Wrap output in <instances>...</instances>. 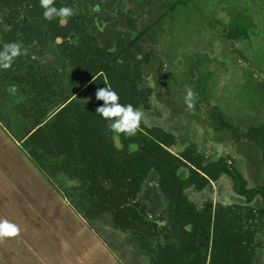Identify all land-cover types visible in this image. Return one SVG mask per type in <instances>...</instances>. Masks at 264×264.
<instances>
[{"label":"rangeland","instance_id":"obj_1","mask_svg":"<svg viewBox=\"0 0 264 264\" xmlns=\"http://www.w3.org/2000/svg\"><path fill=\"white\" fill-rule=\"evenodd\" d=\"M54 5L70 7L74 15L66 21L59 17L49 21L40 0H0V50L12 42L27 49L10 68H0V118L2 123H11L20 136L45 119L47 126L38 134L42 135L33 138L35 143L25 144L27 151L37 149L49 166L67 165L66 172L75 175L63 171L51 178L61 193L65 187L63 200L50 201L44 189L34 196L39 204L46 203V216L38 205L37 215L29 212L34 223L18 219L20 234L0 240V252H6V258L0 254V264H91L79 254L105 255L118 264H170L175 259V264H264L262 147L236 141L229 131L217 128L211 111H220L225 104L231 112L228 121L241 130L264 119L258 112L246 123L236 118L246 116L254 106L253 88L238 86L217 99L213 89L191 85V46L204 42L197 34V23L191 22L200 9L198 2L55 0ZM97 6L99 11L94 10ZM129 18L134 20L132 30ZM144 29L129 50L117 49L116 39L123 44ZM106 36L114 38L108 49ZM257 53L264 59V44L257 47ZM92 72L95 77L89 81ZM104 87L115 91L121 104L143 111L139 130L165 143L171 153L168 157L177 166L175 173L172 164L168 169L153 167L141 179L131 178L122 164L131 137L114 134L110 121L96 113L103 101L95 93ZM187 88L196 97L193 109L184 102ZM258 98L264 99V91ZM136 148L138 143L130 142L128 149ZM221 159L235 166L248 188L260 194L249 202L234 191L232 179L223 173L214 181L203 179L199 189L202 179L193 169L200 171L201 166ZM34 185L42 184L34 178L30 188ZM82 191L89 199L104 201L95 220L70 203ZM148 191L151 198L157 194L159 198L154 202L145 199ZM182 194L201 212L208 202L212 214L223 207L222 213L229 214L227 221L234 218V227L252 236V242L232 240L219 248L211 240L207 250L197 251L191 241L193 224H184L176 215L180 211L171 209L173 200ZM90 200L85 199V204ZM54 210L66 221L53 216L50 223Z\"/></svg>","mask_w":264,"mask_h":264},{"label":"crops","instance_id":"obj_2","mask_svg":"<svg viewBox=\"0 0 264 264\" xmlns=\"http://www.w3.org/2000/svg\"><path fill=\"white\" fill-rule=\"evenodd\" d=\"M196 2L200 9L191 22L197 23V34L204 42L201 45L192 43L191 46L194 63L191 70V85L197 84L207 90L213 89L217 99L222 94H231V89L238 86L253 88L254 106L248 109L246 116L244 114L236 118L246 123L247 118L251 119L258 112L264 119V99H256V96L264 91V59L258 57L257 53V47L263 48L264 44V0H196ZM181 62L179 61V64ZM224 105L219 112L228 120L231 112L229 107ZM2 122L0 119V212L3 214L0 218L19 225L18 219L23 217L31 224L35 221L30 213L32 211L37 215L38 205L42 214L46 216L44 211L46 203L39 204L34 197L40 190H45L50 201L55 198L63 200L65 197L32 159L25 147L27 137L19 139ZM261 124H264V121ZM238 156L242 159L241 154ZM34 178L42 184L40 189L35 185L30 188V182ZM55 211L50 212L52 216L50 223L53 216L55 219L61 218L59 210L56 212L57 215ZM61 220L65 222L66 218L63 217ZM0 254L6 256L4 250ZM79 256L91 264H104V261L118 264L114 258L109 262L105 255L94 257L79 254ZM7 263L14 264L10 261Z\"/></svg>","mask_w":264,"mask_h":264},{"label":"trees","instance_id":"obj_3","mask_svg":"<svg viewBox=\"0 0 264 264\" xmlns=\"http://www.w3.org/2000/svg\"><path fill=\"white\" fill-rule=\"evenodd\" d=\"M127 22L131 30L134 29L133 18H129ZM143 33H145V29L140 31L138 35L135 36L134 39L124 40L123 44H121L120 39H116L115 41L117 42L116 44L117 49H120L119 51L123 49L129 50L130 44L136 39V37H140ZM102 35L105 36V34ZM106 39L108 41L107 42L108 47L106 48L108 49L113 46L114 38H109L106 36ZM121 46L122 48H119ZM109 53L111 55L114 54L113 52H109ZM94 75H95L94 72H92V76L88 78L89 81H92L94 79L95 77ZM211 116L216 121L217 128L229 131L236 141H242V140L252 141L261 145L262 159L264 161V124L251 126L247 130H241L239 127L235 126L234 124L226 120L219 111H215V110L211 111ZM44 123H45V119L37 123L34 129L31 132L26 133L25 135L20 136L16 134L17 131L15 132V134L19 139L22 140L25 137H27L25 144L29 142L35 143L36 140L34 141L33 138H38V136H41L42 134L40 135L38 134L40 132H43L44 128L47 126V124ZM6 124L7 127L10 129V131H13L14 133V129L11 126V124L9 123ZM137 134L140 135L138 136ZM137 134L134 137L127 139L126 148L124 150V154L122 157V164L125 167V169L131 174V178L134 177V179H141L144 176H146L148 170H150L153 167L162 166L163 168L168 169L167 167L172 164H174V166H172V170L175 173L177 166L168 157V155H171V153L166 149L165 143L160 141L154 135L143 133L141 130H139ZM122 137L126 139V136H122ZM130 142L138 143V148L130 151L128 149ZM113 151H115V148L113 149ZM30 155L32 159L37 163L39 168L45 173L47 178H49L50 180L52 177L58 176L59 172L61 173L65 172L69 176L75 175L74 173L72 174L70 170L66 172V169L68 167L67 165L49 166L47 159L41 160L44 158V156L41 152H38L37 149L32 150L30 152ZM199 169L201 172L204 173L203 175H201L200 171H198L197 169L196 170L193 169L194 173L199 175L202 179V182H199L200 184L198 185L199 189L203 188V179H205L207 182H210L211 180L214 181L217 180L220 177V175L223 173L228 175L232 179L234 191L246 197V199L249 202L252 201L258 194H260V191L258 189L248 188L247 182L244 176L242 175V173L235 166L228 164V162L225 159H221L219 161L213 162L208 167L201 166ZM138 183H140V181L135 182L136 185ZM63 189L61 190L63 196H65L66 194L65 187ZM151 195L152 194L150 193V191H148L144 197L149 201L153 200V202L159 198V195L157 194L155 195V197H153L155 199L154 200L153 198H151ZM88 197L89 196L82 191L75 198L70 197L71 198L70 203L80 213L86 215L90 219L95 220L98 211H101L100 207L104 204V201L100 198L99 199L90 198L91 199L90 200ZM85 199L90 200V203L88 205L85 204L84 202ZM98 205L100 206L97 209ZM171 209L178 212L180 211L179 213H176V215L178 217L181 216L183 218L184 224H188V223L193 224V230H192L193 236L191 237V241L194 243V245H196L197 251L205 250L206 248H208L209 244L211 243V240H212V246L213 247L219 246V248H224L226 244H228V242L232 240L242 243L245 242L248 243V241L252 242L253 239L252 236L234 227L236 223L234 218H232L230 221H227L226 218L229 217V214L227 212L222 213V210L225 211L223 207H220L218 211H215V213L212 214L213 206L211 203L208 202L205 210H203L202 213L200 210L197 209L195 204L188 199L186 195L182 194L177 199L173 200V202L171 203ZM150 212L155 213L154 208H151ZM223 217H225V219ZM224 227L226 229V233L223 232ZM191 254H195V253L191 252ZM176 261H177L176 259L171 260L169 263L175 264Z\"/></svg>","mask_w":264,"mask_h":264},{"label":"clouds","instance_id":"obj_4","mask_svg":"<svg viewBox=\"0 0 264 264\" xmlns=\"http://www.w3.org/2000/svg\"><path fill=\"white\" fill-rule=\"evenodd\" d=\"M55 0H40V6L44 9L43 16L46 20H53L59 17L66 21L74 11L72 8L64 6L57 8L54 6ZM95 11H99L97 6ZM5 30H9L5 25ZM23 54H27V49L22 50L18 42L6 43L0 50V68L8 69L11 67L13 60ZM96 99L103 101V105L96 109L102 118L110 121L111 131L126 137H134L139 131L140 124L144 113L141 109L135 108L132 104H121L120 96L108 87L99 88L95 93ZM195 94L191 88L186 89L184 102L189 109L195 107ZM20 227L8 219H0V240L5 238H14L20 234Z\"/></svg>","mask_w":264,"mask_h":264}]
</instances>
